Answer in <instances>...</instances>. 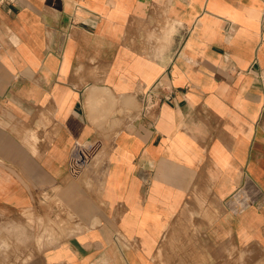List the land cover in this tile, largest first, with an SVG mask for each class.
<instances>
[{"label": "crops", "instance_id": "crops-1", "mask_svg": "<svg viewBox=\"0 0 264 264\" xmlns=\"http://www.w3.org/2000/svg\"><path fill=\"white\" fill-rule=\"evenodd\" d=\"M263 10L0 1L9 264H264Z\"/></svg>", "mask_w": 264, "mask_h": 264}, {"label": "built area", "instance_id": "built-area-1", "mask_svg": "<svg viewBox=\"0 0 264 264\" xmlns=\"http://www.w3.org/2000/svg\"><path fill=\"white\" fill-rule=\"evenodd\" d=\"M2 1V0H0ZM262 17L264 18V10L262 13ZM259 78L261 81V84L264 86V72L259 73ZM162 83L160 80L156 82L155 85H153L144 95V102L147 106L150 104V97L152 96V92L155 90V88L158 86H161ZM165 98H170V93L164 94ZM91 157V152L88 150L84 144L75 141L72 145L71 151H70V158H69V165H68V173L71 176L77 177L82 173L83 168L85 165L89 162Z\"/></svg>", "mask_w": 264, "mask_h": 264}, {"label": "rangeland", "instance_id": "rangeland-1", "mask_svg": "<svg viewBox=\"0 0 264 264\" xmlns=\"http://www.w3.org/2000/svg\"><path fill=\"white\" fill-rule=\"evenodd\" d=\"M7 243L5 241H0V264H9L8 257H7ZM4 255L1 257V254Z\"/></svg>", "mask_w": 264, "mask_h": 264}]
</instances>
